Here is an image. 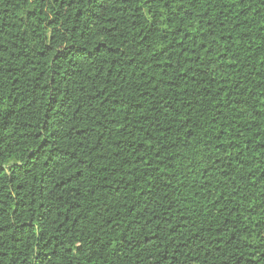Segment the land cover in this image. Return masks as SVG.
Masks as SVG:
<instances>
[{
	"label": "trees",
	"instance_id": "16d2710c",
	"mask_svg": "<svg viewBox=\"0 0 264 264\" xmlns=\"http://www.w3.org/2000/svg\"><path fill=\"white\" fill-rule=\"evenodd\" d=\"M0 264H264V0H0Z\"/></svg>",
	"mask_w": 264,
	"mask_h": 264
}]
</instances>
